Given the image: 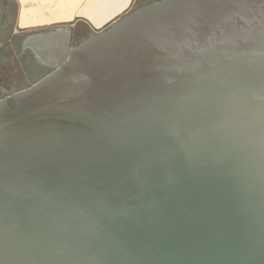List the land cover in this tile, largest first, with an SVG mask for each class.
Returning a JSON list of instances; mask_svg holds the SVG:
<instances>
[{
	"label": "water",
	"instance_id": "water-1",
	"mask_svg": "<svg viewBox=\"0 0 264 264\" xmlns=\"http://www.w3.org/2000/svg\"><path fill=\"white\" fill-rule=\"evenodd\" d=\"M30 39L54 69L0 99V264H264V0Z\"/></svg>",
	"mask_w": 264,
	"mask_h": 264
},
{
	"label": "crops",
	"instance_id": "crops-1",
	"mask_svg": "<svg viewBox=\"0 0 264 264\" xmlns=\"http://www.w3.org/2000/svg\"><path fill=\"white\" fill-rule=\"evenodd\" d=\"M15 8L14 27L24 33L72 28L81 41L136 7L140 0H9Z\"/></svg>",
	"mask_w": 264,
	"mask_h": 264
},
{
	"label": "flooded vegetation",
	"instance_id": "flooded-vegetation-1",
	"mask_svg": "<svg viewBox=\"0 0 264 264\" xmlns=\"http://www.w3.org/2000/svg\"><path fill=\"white\" fill-rule=\"evenodd\" d=\"M3 1L6 14L0 7V99L25 88L28 79L34 82L54 69L52 54L38 39H30L35 32L16 30L14 5Z\"/></svg>",
	"mask_w": 264,
	"mask_h": 264
},
{
	"label": "rangeland",
	"instance_id": "rangeland-1",
	"mask_svg": "<svg viewBox=\"0 0 264 264\" xmlns=\"http://www.w3.org/2000/svg\"><path fill=\"white\" fill-rule=\"evenodd\" d=\"M8 1V0H7ZM10 2V1H9ZM139 5V4H138ZM43 76L37 77L36 79H34V82H30L29 79L26 81L27 86L25 88H28L30 86H32L35 82H37L38 80H40ZM23 88V89H25ZM22 90V89H21ZM19 91V90H18ZM16 92V90L13 91V93ZM4 93V92H2Z\"/></svg>",
	"mask_w": 264,
	"mask_h": 264
}]
</instances>
